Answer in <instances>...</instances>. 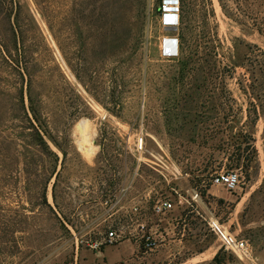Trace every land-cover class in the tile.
Listing matches in <instances>:
<instances>
[{
    "label": "rangeland",
    "instance_id": "rangeland-1",
    "mask_svg": "<svg viewBox=\"0 0 264 264\" xmlns=\"http://www.w3.org/2000/svg\"><path fill=\"white\" fill-rule=\"evenodd\" d=\"M173 2L0 0V264H264V34Z\"/></svg>",
    "mask_w": 264,
    "mask_h": 264
},
{
    "label": "built area",
    "instance_id": "built-area-1",
    "mask_svg": "<svg viewBox=\"0 0 264 264\" xmlns=\"http://www.w3.org/2000/svg\"><path fill=\"white\" fill-rule=\"evenodd\" d=\"M240 183L241 174L235 170L220 172L211 178L212 185H224L229 190H235L238 186H240ZM172 206L173 203L171 201H164L156 206V210L157 212H162L165 209L172 208ZM209 225L226 250H230L231 252H235L239 255L242 254L243 256L249 254V251L251 250L248 239L241 238L233 234L215 217L209 218ZM142 226L144 227V225ZM119 238H121V233L114 228L108 232L107 238H105L104 241L91 242L90 246L99 250L103 244H108V242H113ZM142 246L145 250H153L157 246V242L150 236H147L146 238L145 236H142Z\"/></svg>",
    "mask_w": 264,
    "mask_h": 264
},
{
    "label": "trees",
    "instance_id": "trees-1",
    "mask_svg": "<svg viewBox=\"0 0 264 264\" xmlns=\"http://www.w3.org/2000/svg\"><path fill=\"white\" fill-rule=\"evenodd\" d=\"M220 2L228 16L241 21H243L240 18L242 15L244 18H250L264 34V0H220Z\"/></svg>",
    "mask_w": 264,
    "mask_h": 264
},
{
    "label": "bare ground",
    "instance_id": "bare-ground-1",
    "mask_svg": "<svg viewBox=\"0 0 264 264\" xmlns=\"http://www.w3.org/2000/svg\"><path fill=\"white\" fill-rule=\"evenodd\" d=\"M175 0H168V12L166 14H164V19L167 21V24L169 25H173V24H176L179 20V14L177 12V10L175 9L174 5L175 3L173 2ZM165 47V46H164ZM169 52V51H168ZM194 198L197 200V201H200V198L197 196V194L195 193L194 190L191 191Z\"/></svg>",
    "mask_w": 264,
    "mask_h": 264
},
{
    "label": "crops",
    "instance_id": "crops-1",
    "mask_svg": "<svg viewBox=\"0 0 264 264\" xmlns=\"http://www.w3.org/2000/svg\"><path fill=\"white\" fill-rule=\"evenodd\" d=\"M184 183H185V187H186L187 189H189L190 191H192V189L189 187V185H188L186 182H184ZM105 251H106V252L108 251V245L105 247ZM125 253H126V252H121V251H119V252H115V253H113L112 256L115 257V258H114L115 260H118V259L122 258L123 255H125Z\"/></svg>",
    "mask_w": 264,
    "mask_h": 264
}]
</instances>
